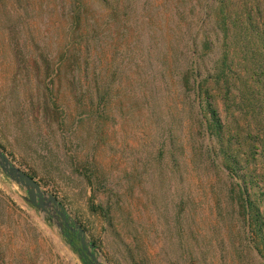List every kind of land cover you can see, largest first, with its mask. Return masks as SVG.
<instances>
[{"label":"rangeland","instance_id":"374dc122","mask_svg":"<svg viewBox=\"0 0 264 264\" xmlns=\"http://www.w3.org/2000/svg\"><path fill=\"white\" fill-rule=\"evenodd\" d=\"M172 2L134 5L124 26L130 40L145 33L147 45L159 41L163 48L173 29ZM52 41L29 0H0V150L15 167L31 174L42 191L57 198L71 225L81 226L94 249L85 255L75 251L53 209L46 213L30 205L25 189L0 170V264H85L82 257L88 261L89 253L98 264H260L246 248L243 222L223 196L217 210L215 197L224 190V178L190 161L194 146L186 142V130L173 127L184 141V155L179 166L165 167L161 163L170 162L154 156L169 148L160 149L153 137L157 130L170 128L167 118L156 129L138 102L125 107L129 110L113 107H121L123 97L130 103L141 101L130 87L110 105L104 140L98 143L92 138L94 124L77 123L68 130L37 112L34 106L46 98L47 88L67 102V120L74 117L70 87L63 81L60 87L52 74L57 60ZM160 99L165 108L170 105L166 97ZM87 153H96L105 179L96 191L71 164V157L85 160ZM92 206L109 209V220Z\"/></svg>","mask_w":264,"mask_h":264},{"label":"trees","instance_id":"16d2710c","mask_svg":"<svg viewBox=\"0 0 264 264\" xmlns=\"http://www.w3.org/2000/svg\"><path fill=\"white\" fill-rule=\"evenodd\" d=\"M144 2L37 0L35 6L29 0L44 35L53 39L57 60L52 74L60 87L62 81L70 87L74 117L67 120V102L47 88L46 98L34 108L68 130L77 123L94 124L92 138L98 143L104 140L113 100L134 90L141 101L123 97L121 107H113L129 110L138 102L156 129L167 118L170 128L153 137L160 149L169 148L154 156L170 162L161 163L165 167L179 166L184 155V141L173 127L186 130V142L194 146L190 161L224 178V190L215 197L217 210L223 196L244 224L246 248L264 264V0H173V29L163 48L159 41L147 45L145 33L130 40L132 34L125 31L126 17ZM43 65L49 71L46 56ZM160 96L170 100L168 107ZM70 159L88 185L99 190L105 179L96 153ZM91 209L109 220V209ZM69 236L74 250L82 253L79 237ZM85 257V264H98Z\"/></svg>","mask_w":264,"mask_h":264},{"label":"water","instance_id":"95a60500","mask_svg":"<svg viewBox=\"0 0 264 264\" xmlns=\"http://www.w3.org/2000/svg\"><path fill=\"white\" fill-rule=\"evenodd\" d=\"M0 170L13 182L17 183L20 187L25 189L26 191V198L25 201H27L30 205L33 207L44 211L46 213H49L47 208H52L55 212V215L61 220L59 227L61 228L62 225H64L67 229L71 231H75L77 233V236L79 237L82 254H84L88 250H93L94 245L87 243L85 234L83 232V229L81 226L77 224L71 225V220L63 208V206L60 204V202L57 200V198L53 195H47L44 191L41 190L39 184L28 175L23 170L15 167L5 156V154L0 150ZM89 246V249L87 247ZM89 258L94 263L96 262V259L93 255V253H89Z\"/></svg>","mask_w":264,"mask_h":264},{"label":"flooded vegetation","instance_id":"af4514ba","mask_svg":"<svg viewBox=\"0 0 264 264\" xmlns=\"http://www.w3.org/2000/svg\"><path fill=\"white\" fill-rule=\"evenodd\" d=\"M54 215H55V212H54ZM56 216V215H55ZM61 221V220H60ZM65 228L64 230L66 231V233L67 234H65V236H69V235H74L75 234V236H77V233L75 232V231H71V230H69V229H67L65 226H62V228ZM78 237V236H77Z\"/></svg>","mask_w":264,"mask_h":264}]
</instances>
